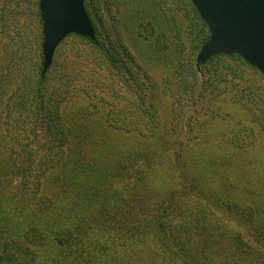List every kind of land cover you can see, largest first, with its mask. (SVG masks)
Segmentation results:
<instances>
[{
  "label": "rangeland",
  "instance_id": "374dc122",
  "mask_svg": "<svg viewBox=\"0 0 264 264\" xmlns=\"http://www.w3.org/2000/svg\"><path fill=\"white\" fill-rule=\"evenodd\" d=\"M38 2L0 0V128H18V150L24 155L23 145L30 142L32 146L35 141L28 128H50L44 137L54 149L66 147L74 140L73 128H83L84 123H93L92 128L124 129L119 133L123 143L128 148L137 144L139 151L151 138L140 133L167 134L159 145L165 155H148L143 150L129 176L145 168L142 160L147 154L145 161L162 172L158 180L152 179L156 185L181 191L185 179L196 180L198 189L178 197L183 216L195 201L204 208L206 221L219 224L226 218L228 226L239 230L243 225L228 218L234 212L224 207L225 198L264 196V76L229 55L196 66V55L209 31L190 0H85L103 51L72 34L59 43L48 68L47 108L42 107L41 119L42 99L27 94L41 62ZM12 136L8 131V139L1 141ZM85 142L96 148L95 139ZM33 146L30 153L36 161L27 186L31 191L37 182L44 186L36 177L41 175L37 165L44 150ZM181 153L183 163L176 158ZM76 182L74 177L72 190ZM209 203L214 207H208ZM258 204L261 208L263 202ZM211 211L214 219L208 217ZM108 231L111 228L101 236L89 231L88 239L108 243ZM8 237L2 233L3 240ZM111 238L121 244L111 248L109 264H165L148 253V242L128 257L127 242L115 235ZM162 238L157 228L158 246L168 252L163 253L167 260L175 250L166 247ZM98 246L105 249L103 243ZM42 257L38 255L37 264H46Z\"/></svg>",
  "mask_w": 264,
  "mask_h": 264
},
{
  "label": "trees",
  "instance_id": "16d2710c",
  "mask_svg": "<svg viewBox=\"0 0 264 264\" xmlns=\"http://www.w3.org/2000/svg\"><path fill=\"white\" fill-rule=\"evenodd\" d=\"M84 8L86 10L85 0ZM37 13L40 15L39 11ZM87 15L93 26L94 39L71 34L103 51L95 25L88 12ZM39 22L42 29L41 19ZM208 39L209 35L202 45ZM221 55L224 54L212 56L204 63ZM229 57L242 62L236 54ZM40 58L33 87L27 89V94H31V97L33 93L38 94L42 99V106L38 108V117L42 119V107L47 108L44 85L48 82V69L42 71V46ZM49 97L51 92L46 99ZM93 125L84 123L83 128H73L75 133L71 136L74 140L70 139L66 147L57 149L46 143L44 136L50 128H28L35 137L33 144L44 150L37 165L41 175H36L40 181H44V186L37 182V188L33 191L27 188L28 173L36 161L30 153L33 144L31 146L30 142H26L23 145V155L17 148L18 128L16 131L0 128V250L5 247L0 252V264H37L38 255L43 256L42 263L46 264H109L113 254L111 248L121 244L111 238L112 235L127 242L128 257L138 251L141 243L148 242V253L165 264H264V196L245 197L247 200L239 196L225 198L224 207L234 213L224 212L229 219L243 225L239 230L228 226L226 218L219 224L206 221L204 208L195 201L194 207L183 216L179 212L181 202L178 197L191 188L198 189L196 180L189 182L185 179L187 183L181 191L172 190L163 183L160 187L155 182L162 172L154 168V163L145 161L150 154L165 155L159 145L167 134L149 136L140 133L151 137L143 149L144 154H148L142 160L145 168L141 166L134 176H129L128 171L143 150L139 151L137 144H131L129 149L123 143L119 133H124V129L92 128ZM8 131L14 136L7 142L1 141L2 137L8 139ZM90 138L95 139L93 145L96 148H89V144H86L85 139ZM6 153L8 160H5ZM176 158L183 163L182 153L177 154ZM154 170L157 171L152 175ZM74 177L77 182L75 190H72L71 180ZM153 178L156 179L154 182ZM121 181V186L117 188ZM227 183L232 185L233 181ZM238 185L233 184L235 188ZM38 187L47 192L41 193ZM261 201L263 204L259 208L258 202ZM208 207L214 206L209 203ZM104 215L105 218H102ZM208 217L214 219L215 215L211 211ZM110 228L112 231L107 232L110 235L108 243L88 239L89 231L94 230L95 236H101ZM157 228L163 233L162 240L166 247L175 250L169 253L171 256L167 260L163 256L167 251L164 249L163 252L158 246ZM3 232L4 236H9L8 240L2 239ZM99 243H103L105 249L99 247Z\"/></svg>",
  "mask_w": 264,
  "mask_h": 264
},
{
  "label": "water",
  "instance_id": "95a60500",
  "mask_svg": "<svg viewBox=\"0 0 264 264\" xmlns=\"http://www.w3.org/2000/svg\"><path fill=\"white\" fill-rule=\"evenodd\" d=\"M209 31L196 66L219 54L238 55L264 76V0H190ZM42 23V71L69 34L94 39L84 0H39Z\"/></svg>",
  "mask_w": 264,
  "mask_h": 264
}]
</instances>
